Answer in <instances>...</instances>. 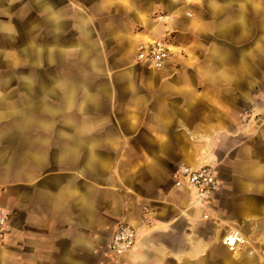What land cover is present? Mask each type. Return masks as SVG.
I'll list each match as a JSON object with an SVG mask.
<instances>
[{
	"label": "crops",
	"instance_id": "obj_1",
	"mask_svg": "<svg viewBox=\"0 0 264 264\" xmlns=\"http://www.w3.org/2000/svg\"><path fill=\"white\" fill-rule=\"evenodd\" d=\"M0 213V264H264V0H0Z\"/></svg>",
	"mask_w": 264,
	"mask_h": 264
},
{
	"label": "built area",
	"instance_id": "obj_2",
	"mask_svg": "<svg viewBox=\"0 0 264 264\" xmlns=\"http://www.w3.org/2000/svg\"><path fill=\"white\" fill-rule=\"evenodd\" d=\"M170 44L166 39H154L139 46L136 61L151 68L161 69L170 57ZM248 118V115L245 116ZM179 179L192 192V206L197 208L207 207L213 195L220 187V179L215 167L204 165L197 168L181 166L178 170ZM209 215H205L208 217ZM4 217L0 213V228L4 224ZM138 238L137 230L128 223L120 224L115 230L109 250L114 257H120L133 250ZM244 237L239 231L229 232L222 242L232 251H237Z\"/></svg>",
	"mask_w": 264,
	"mask_h": 264
}]
</instances>
